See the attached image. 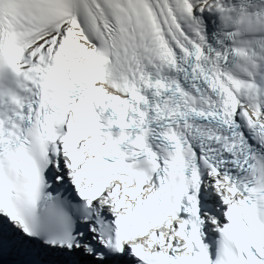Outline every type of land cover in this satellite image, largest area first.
I'll return each mask as SVG.
<instances>
[{"label":"snow or ice","instance_id":"snow-or-ice-1","mask_svg":"<svg viewBox=\"0 0 264 264\" xmlns=\"http://www.w3.org/2000/svg\"><path fill=\"white\" fill-rule=\"evenodd\" d=\"M0 264H264V0H0Z\"/></svg>","mask_w":264,"mask_h":264}]
</instances>
